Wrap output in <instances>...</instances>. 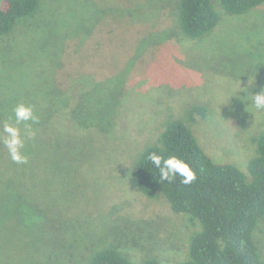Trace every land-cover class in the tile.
<instances>
[{
	"label": "rangeland",
	"instance_id": "obj_1",
	"mask_svg": "<svg viewBox=\"0 0 264 264\" xmlns=\"http://www.w3.org/2000/svg\"><path fill=\"white\" fill-rule=\"evenodd\" d=\"M177 1L42 0L0 40V264H89L111 245L186 260L199 226L131 169L197 106L209 155L246 169L264 131V5L229 15L213 0L219 24L194 40ZM257 241L264 258V219Z\"/></svg>",
	"mask_w": 264,
	"mask_h": 264
},
{
	"label": "trees",
	"instance_id": "obj_2",
	"mask_svg": "<svg viewBox=\"0 0 264 264\" xmlns=\"http://www.w3.org/2000/svg\"><path fill=\"white\" fill-rule=\"evenodd\" d=\"M262 5L264 0H221L229 15H244ZM41 6L42 0H0V40L34 18ZM176 9L180 30L191 39L207 37L219 24L213 0H178ZM188 115L187 120L168 121L157 142L143 150L131 169L133 184L199 226L190 237L186 260L179 264H264L257 241L264 219V131L254 138L255 152L243 169L215 161L203 147L191 124L209 116L207 107H194ZM89 264L161 263L154 258L138 263L111 245L93 251Z\"/></svg>",
	"mask_w": 264,
	"mask_h": 264
}]
</instances>
